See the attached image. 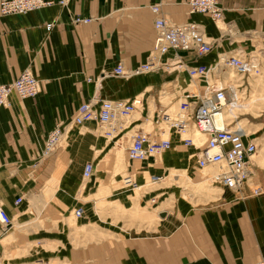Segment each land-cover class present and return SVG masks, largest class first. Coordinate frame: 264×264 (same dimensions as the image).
<instances>
[{
	"label": "crops",
	"instance_id": "obj_1",
	"mask_svg": "<svg viewBox=\"0 0 264 264\" xmlns=\"http://www.w3.org/2000/svg\"><path fill=\"white\" fill-rule=\"evenodd\" d=\"M185 1L66 0L60 4L55 0L40 9L0 15V82L12 81L23 69H30L40 80L35 96L21 98L13 93L8 105L0 106V203L14 217L6 230H0V264L40 261L34 256L37 244L63 242V232L67 228L72 232L66 220H74L71 210L75 205L82 207L80 216L86 211L91 219L82 221L88 231L81 232L77 244L67 232L71 245L58 249L53 254L57 258H51L59 259L58 264H254L264 258V193L233 201L229 189L220 187L219 195L208 191L212 187L206 184V178L212 167L194 176L181 175L174 168L166 176L161 171L152 172L160 167L157 163L188 172L186 167L191 162L185 151L165 158V150L153 165L147 163L153 168L132 165L134 170L137 166L142 169L143 182L154 183L155 176H164L163 183H177L185 175L191 190L211 198L197 203L178 198L172 210H157V221L141 212L142 206L135 199H129L139 194L135 188L128 192L109 187V195L102 196L106 187L98 183L97 178L104 183L108 176L98 172L99 165L112 163L108 183L112 174L116 187L122 183L117 176L125 169L124 173H129L123 150L140 129L135 127L155 123L163 90L168 92L171 85H181L182 91H201L203 87L201 79L192 84L184 70L156 69L129 77L104 74L119 61L125 68L145 61L154 39L156 14L151 5H160L162 14L172 21L200 22L215 39L210 52L199 57L179 49L188 63L208 65L218 52L232 50L236 44L247 48L264 45V0H219L224 20L230 22V34H223L209 16L190 13ZM73 15L91 20L74 23ZM47 22L52 23L50 29L45 27ZM237 32L235 42L230 44ZM220 67L211 70L209 78H213V71L218 74ZM230 86L232 93H237L235 83L230 82ZM92 97H139L140 105L126 118L115 121L110 134L103 135L89 121L69 131L67 145L40 157L44 139L57 120L66 121L82 101ZM142 130L150 137L161 138L153 129ZM118 148L122 150L117 154ZM91 160L95 168L85 179L84 165ZM255 165L261 164L257 160ZM20 194L23 199L15 204ZM148 198L154 201L157 197ZM107 202H113V206ZM160 212L165 214L160 216ZM93 213H97L98 222L93 221Z\"/></svg>",
	"mask_w": 264,
	"mask_h": 264
},
{
	"label": "built area",
	"instance_id": "obj_2",
	"mask_svg": "<svg viewBox=\"0 0 264 264\" xmlns=\"http://www.w3.org/2000/svg\"><path fill=\"white\" fill-rule=\"evenodd\" d=\"M54 2L55 0H0V15L25 13ZM58 2L65 4L66 0H58ZM185 2L190 13L206 14L216 21L223 15V6L219 0H186ZM151 10L156 14L153 21L154 39L145 61L129 68H125L119 61L111 72L116 75L130 76L159 68L165 70L175 68L186 71L191 83H197L201 79L204 82L201 91L185 89L173 110H170L169 106L158 109L155 118L158 129L160 132L166 131L167 128L174 129L179 135L191 130L201 132L205 137L197 154V166L203 168L212 165L218 168L213 174L212 181L224 189L241 194L245 191L252 194L261 193L262 185L252 179L254 171L251 168L253 167L251 158L257 151L256 140L250 133L234 126L231 120L227 121L220 117L224 106L232 100V91L229 84H221L223 79L220 74L216 77L218 79L216 81V78L211 81L208 78V72L220 60L239 72L253 71L258 68V64L255 65L252 58L243 57V54H222L214 65L202 63L194 65L186 62L179 54V49L192 51L199 57L209 53L212 48V42L207 39L203 25L191 19L182 22L172 21L162 14L158 4L151 5ZM90 20V17L71 16V21L74 23ZM51 26V22L45 25L46 29H50ZM169 51L171 53L167 55ZM39 91V78L31 70L23 69L12 81L0 82V106L9 104V96L12 92L24 98L33 97ZM138 105H140L139 97L83 101L74 110L70 121L59 120L55 123L44 139L42 150L44 153H50L59 145L69 128L86 121L95 120L101 123L105 127V134H110L113 123L120 118H126ZM182 138L185 143H192L190 135ZM170 145L171 140L168 137L155 139L139 129L132 135L126 154L132 160H145L155 157ZM92 170L93 164L87 161L83 176H89ZM123 180L128 186H134L137 183L135 176L130 173L123 176ZM21 200L20 195L14 203L17 204ZM74 213L80 215L82 209L76 208ZM9 224H11V216L0 204V225L6 227ZM254 264H264V258Z\"/></svg>",
	"mask_w": 264,
	"mask_h": 264
},
{
	"label": "rangeland",
	"instance_id": "obj_3",
	"mask_svg": "<svg viewBox=\"0 0 264 264\" xmlns=\"http://www.w3.org/2000/svg\"><path fill=\"white\" fill-rule=\"evenodd\" d=\"M210 19L213 21V23L215 25H219V27H217V28L222 30L223 34H230L231 33V32H229V29H231V27L229 26L230 22L224 20V14L222 15L221 19H219L217 21L213 20L211 17H210ZM221 26H222V28H220ZM205 34H206L207 39H209L212 42V46H213V44H215V42H216L215 39L211 35H208L206 33V31H205ZM237 34H238V32L233 34L232 40L230 39V41H229L230 44H233L235 42V37ZM232 48H233L232 50H228V51L222 50V51L218 52L216 57L208 65H212V64L214 65L216 63V61L218 60V57L222 54H243V57L252 58L255 62V65L258 64V66H257L258 68L253 70V71L239 72L234 67H232L228 64H222L220 67V64H221L220 63L218 65V67H220V69L218 70V74H217V72L215 74V72L213 71V78H209V80L210 81H211V79L214 80L220 74L222 79H223L221 84H224V85L229 84V86H230V82H232V83H235V85H236L235 87H236L237 93H236V91H235V93H232L233 94V101L230 102L226 108V117H227L228 121L231 120L233 122L234 126H237L241 129H243L245 132L250 133L254 138H256L257 152L255 154V161L258 160L261 165L260 166L255 165V161H254L253 167L255 169V174L253 175L252 179L254 182H260V184L263 187V191L259 194H263L264 193V45H260L258 47H254V48H247V47H243L241 45L236 44ZM163 59H164V57H163ZM161 69H163V68H161ZM173 69L176 70L175 68H173ZM173 69L167 70V71H173ZM104 74L116 75V74H113L111 71H107ZM123 77H129V76H123ZM98 80L99 79H95V81H98ZM216 80H218V79L216 78L215 81ZM171 88L172 89H169L168 92L163 90V93L160 94V97H159V101H161L160 107L169 106L168 104L170 102H173V104H174L173 107L176 106L178 99H179V95L182 92L183 88L181 87V85H179V86L178 85H171ZM230 88H231V86H230ZM13 93L14 92H12L11 94H13ZM14 94H16V93H14ZM99 98L104 99L101 97H99ZM91 99H94V97H92ZM120 99H125V98H120ZM85 101H87V100H85ZM73 113H74V111H73ZM73 113L66 121H70L72 119ZM156 116H157V112H156ZM59 120H61V119H59ZM59 120H57V121H59ZM126 120H128V119H126ZM87 122H89V121H86L82 124H85ZM92 122L95 123V125L97 126V129H99L101 131V133H103V135H108V134H105V132H104L105 127L103 125H101V123H98L95 120H92ZM82 124H80V125H82ZM77 126H79V125H73L71 128L68 129L67 132L64 133V138L60 141V143L58 145L59 147L67 145L68 140H69V134H70L69 131L72 128L77 127ZM135 128H140V130H142V129L152 130L153 129L157 135L160 133V137H169V135H167V133L168 134L170 133L171 136H173V137H171L172 139L169 137L171 140V145L169 148L166 149V152H164L165 150L163 151L164 157L167 158V157H172L175 155H181L183 153V151H185L184 154L188 157L189 161L191 162V166L186 167L187 169H190V170H188V172H187V170L180 169L179 167H177V168L176 167H168V166H165L164 164L158 165V163L156 165L160 166V167L159 168L155 167V169H153L152 172L161 171L163 173V175L165 174V176H166L167 174L170 173V170L172 168H174V169H177L178 171H180V174L182 172H184V174L187 176H194V175L199 174L201 171H204V170H201L198 168V166L196 164V160H195L197 158L196 150L199 151L200 146H202V143L204 141V135H201V134H193L192 135L191 133L179 135V133H177L174 129H169V128L166 129L165 134H161L160 130L158 129L159 126H157L156 123L153 124L152 121H149L148 124H145V123L142 124L141 123ZM186 135H190L193 137V140L195 143L194 146H193V143L190 145H184L182 137H184ZM106 138H108V137H106ZM42 149L40 151V157L48 156L52 151H54V150H52L50 153H44ZM119 150H122V149L118 148L115 152L118 154ZM111 153H113V151H111ZM116 153H115V155H116ZM122 155H123V159L127 162V165H128L127 169H130V171H131V172L129 171V173L133 172V174L136 178V182H138V183H137V185H134V186H128V185L124 184V181L122 180V183L119 182L117 184L118 187H116L113 183L112 174L110 177V181L108 183L109 173L112 172V170H113L112 163L110 162L109 164L99 165V166H97L98 172L100 174H103L104 176L106 174L108 175L104 181L105 184L101 182V179L97 178L98 183L100 184V187H106V192H104L102 194V196L109 193V190H110L109 187H111L113 189L125 188L126 191H128V192L133 191L135 188V190H137L139 194H136V195L132 194L134 197H132V195H130L129 199H132V200L135 199L137 201V203H140L142 206V207H140V209H141L140 211L143 212L144 214L148 215V218H150L151 221H157L159 219V217L157 216V213H156L158 209L166 208V209L172 210L174 208L175 202H177L178 198L183 197L184 199H186L187 201H190L191 203L192 202L197 203V202H200L201 200L206 201L208 199H211V198L207 197L205 194L191 190L192 185H190V183L184 179L185 175L181 176L179 182H177V183L172 181V180L170 182L163 183V181L166 180V178H164V176H162V179H158L157 176H155V179H153V181H152L155 184L143 182L144 181V179L142 177L143 175H141L142 169H139V166H137L138 169L136 168L134 170L132 168V165L136 163V165L139 164L142 167H144V166L151 167L153 165L152 162H154L156 160L157 156L151 160L146 161V162L145 161L140 162L138 160H129V158H127V156H126L125 148L123 150ZM158 157H162V155H160ZM90 162L93 164V170H94V168H95L94 162L92 160ZM112 162H113V159H112ZM148 162L151 163L152 165H147ZM111 166H112V168H111ZM152 168H153V166H152ZM93 170H92V172H93ZM125 171H126V169L123 171V173L121 172V176L120 175L117 176L118 179H122V177L125 176V174H126V173H124ZM151 174L154 175V173H151ZM83 178H84V176H83ZM206 179H207L206 184H210L209 186L212 187V188L209 187L208 191L214 190L217 192L218 195L221 194L222 189H220V186H218L217 184H212V182L209 181V175H207ZM158 183H159V185H158ZM160 183H163V184H160ZM102 184H104V186ZM122 184L126 187L122 186ZM119 187H121V188H119ZM225 191L226 190H223V192H225ZM230 192L232 193V197H233L232 200L233 201L259 195V194H252L249 191H245L244 194L235 193L232 191H230ZM180 193H181V196H180ZM20 195L22 196V199H23V195L22 194H20ZM97 195H99V193L95 194V196H97ZM150 195H156L157 198H155L154 201H151L150 198H148ZM111 196H112V194H111ZM145 196H147V197H145ZM199 197H202V198H199ZM146 198H148L147 201H146ZM137 199L138 200L140 199V202H138ZM103 203H104V201H101L102 205H103ZM107 203H109V205L113 206V202H107ZM117 205L119 206V204H117ZM97 207H98V204L96 205V208H95L96 212L98 209ZM76 208L82 209V207H77V205H75L72 208L71 216H74V220L73 221H70L69 219L66 220L67 225L70 228H73L72 232L68 228H67L66 232H63V234H64L63 235L64 236L63 242L62 241L61 242L54 241L53 244H50V245L42 244L41 246H40V244H37V246L35 247L36 251L34 252L37 255H34V256L36 257L37 260L41 259L42 263L40 262L41 261L40 260V261H37L36 263H31V264H58L59 259H54V258L51 259V258L55 257V256H53V254H55V252H57L58 249H63V247L71 245L69 238L66 239L67 232H69L67 235H69L70 239L73 236V239L71 241H73L74 244H77L76 239L78 237H80V238L82 237L81 232L86 233L88 231L86 226L83 224L82 221L91 220V219H88V215H85L86 211H84L85 213H83L82 216H80L81 214L76 215L74 213V210ZM90 211H91V209H90ZM93 215L95 216V219L93 221L98 222L97 213H93ZM13 218L14 217L11 216L12 220H13ZM14 221H16V220H14ZM111 223L113 224V226H115L114 225L115 220L111 221ZM6 228H7V226L3 227L2 225H0L1 231L6 230ZM49 255H51V256L47 257ZM55 258H57V257H55Z\"/></svg>",
	"mask_w": 264,
	"mask_h": 264
},
{
	"label": "bare ground",
	"instance_id": "obj_4",
	"mask_svg": "<svg viewBox=\"0 0 264 264\" xmlns=\"http://www.w3.org/2000/svg\"><path fill=\"white\" fill-rule=\"evenodd\" d=\"M220 63H221V64H224V62H223L222 60H220L219 63H217V65H216L215 67H213L211 70H213L214 68H216V67L218 66V64H220ZM211 70H210V71H211ZM210 71L208 72V78H209V73H210ZM192 84H194V83H192ZM230 89H232V88H230ZM231 91H232V90H231ZM180 95H181V94H180ZM180 95H179V96H180ZM232 101H233V97H232V100H231L230 102H232ZM230 102H229V103H230ZM229 103H228V104H229ZM228 104H226V105L224 106V108H223V110H222V112H221V114H220V117H221L222 119L225 118L227 121H228V119H227V117H226V108H227ZM168 105H169V109H170V110H173V109L176 107V106L173 107V105H174L173 102H170ZM187 133H191L192 135H193V134H201V135H203L201 132H198V131H196V130H191V131H189V132H187ZM187 133H183V134H187ZM246 133H247V132H246ZM181 135H182V134H181ZM191 137H192V136H191ZM204 137H205V136H204ZM255 140H256V138H255ZM192 143H193V146H194L195 143H194L193 137H192ZM192 143H191V144H192ZM256 152H257V151H256ZM256 152L253 154V156H252V158H251V163H252V164H253V157L255 156ZM162 153H163V152L159 153V154L156 155V156L158 157V156L162 155ZM156 156H155V157H156ZM129 160H130V159H129ZM131 160H132V159H131ZM253 165H254V164H253ZM208 167H212V168L214 169L213 171L210 172V175H209L212 184H217V183H214V182L212 181V178H213V174L215 173V171H216L218 168H216L215 166H212V165H208V166H205V167H203V168H199V167H198V168L201 169V170H203V169L208 168ZM251 168H252V170L254 171V174H255V169H254V167H251ZM91 173H92V171H91ZM130 174H132V176H134L133 172L130 173ZM90 175H91V174H90ZM90 175H89V176H90ZM89 176H87V177L84 176V178L87 179ZM157 178H158V179H161V176H160V177H157ZM122 180H123V178H122ZM123 181H124V180H123ZM124 184H125V183H124ZM126 185H127V184H126ZM135 185H137V183H136ZM217 185L219 186V184H217ZM0 204L2 205V203H0ZM2 206H3V205H2ZM11 224H12V219H11Z\"/></svg>",
	"mask_w": 264,
	"mask_h": 264
},
{
	"label": "water",
	"instance_id": "obj_5",
	"mask_svg": "<svg viewBox=\"0 0 264 264\" xmlns=\"http://www.w3.org/2000/svg\"><path fill=\"white\" fill-rule=\"evenodd\" d=\"M164 214H165L164 212H160V213H159L160 216H163Z\"/></svg>",
	"mask_w": 264,
	"mask_h": 264
}]
</instances>
